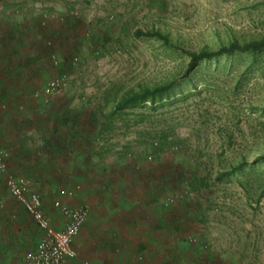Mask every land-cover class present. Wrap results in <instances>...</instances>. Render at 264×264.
<instances>
[{
	"label": "rangeland",
	"instance_id": "1",
	"mask_svg": "<svg viewBox=\"0 0 264 264\" xmlns=\"http://www.w3.org/2000/svg\"><path fill=\"white\" fill-rule=\"evenodd\" d=\"M36 8L45 10L39 18ZM34 33L40 42L27 40ZM261 41L264 0H0V52L10 53L0 69V126L8 128V107L25 113L23 131L67 137L85 159L106 162L109 172L96 176L111 184L116 165L142 163L155 182L152 207L173 238L171 264H264V49L188 70L192 53ZM25 52L26 90L18 70ZM60 76L61 87L43 93ZM170 83V96L154 105L117 106ZM5 161L8 173L28 178L12 171L11 156ZM6 225L5 236L21 237Z\"/></svg>",
	"mask_w": 264,
	"mask_h": 264
},
{
	"label": "crops",
	"instance_id": "2",
	"mask_svg": "<svg viewBox=\"0 0 264 264\" xmlns=\"http://www.w3.org/2000/svg\"><path fill=\"white\" fill-rule=\"evenodd\" d=\"M22 4L19 6H23ZM44 12L45 10L36 8L33 14L39 18ZM29 34L32 35L31 32ZM33 38L40 42V33L28 36L27 40ZM37 53L35 51L34 56ZM9 56L8 52H0V69ZM21 56L18 69L22 72L19 73L20 86L24 90L31 89L33 83L29 79L27 64L30 53L27 55L25 52ZM25 103L28 101L25 100ZM24 114L22 117L14 115L13 108L8 107L3 114L9 120L8 128H5L6 125L0 126L5 136L0 139V147L14 160L16 166L11 167L12 171L29 178L32 192L41 195L44 213L56 228H62L67 220L60 209L54 206L56 200L72 207L84 203L90 206L88 217L73 241L77 256L69 259L66 264H171L169 248L173 238L168 234L167 222L158 221V216L162 213L154 210V204L150 202L157 195L151 198V194L155 193V182L147 175V168L140 162L130 165L120 163L115 166L120 178H117L119 180L115 184H111L107 179L96 176L109 172L106 170V162L85 159L83 150L76 149L73 142L67 137L65 139V136L62 140L60 134L61 137H50L48 133L36 128L23 131L20 122L24 119ZM33 115L39 116V113ZM58 143L64 145L59 147ZM51 151H57V156L49 158V153L53 154ZM44 153L46 157L43 158L40 154ZM65 153H69L70 157L75 155V160L73 157L70 161L63 160L61 155ZM142 179L145 180L143 184ZM5 188L9 198L8 204L1 211L3 218H0V264H25L24 255L17 250L28 244H31L29 250L33 249L40 231L24 206L8 192L6 184ZM61 188H66V194L59 192ZM112 188H116L115 191ZM1 204L0 208L4 205L3 201ZM24 222H28V225L30 223V228L26 224L25 227L22 224ZM7 223L17 225L20 229L18 231L22 233L20 238L5 236L6 229L10 227Z\"/></svg>",
	"mask_w": 264,
	"mask_h": 264
},
{
	"label": "built area",
	"instance_id": "3",
	"mask_svg": "<svg viewBox=\"0 0 264 264\" xmlns=\"http://www.w3.org/2000/svg\"><path fill=\"white\" fill-rule=\"evenodd\" d=\"M62 84L63 76L55 77L47 83L43 93L50 94L60 88ZM7 156V151L0 147V170L5 172L7 171L5 161ZM5 184L8 192L32 216L40 231L36 246L28 250L24 255L25 264H66L69 259L75 258L77 250L73 245V241L88 217L90 206L84 203L72 207L62 203L60 200H56L54 206L59 208L67 218L64 226L59 229L51 224L44 213V203L41 195L30 192L31 182L28 178L8 173L7 171ZM59 192L66 194L67 190L66 188H61Z\"/></svg>",
	"mask_w": 264,
	"mask_h": 264
},
{
	"label": "trees",
	"instance_id": "4",
	"mask_svg": "<svg viewBox=\"0 0 264 264\" xmlns=\"http://www.w3.org/2000/svg\"><path fill=\"white\" fill-rule=\"evenodd\" d=\"M160 38H162L163 40H165L167 44H169V41L166 36L160 35ZM263 49H264V42L261 41V42L248 44L245 46L234 43L228 47H222L212 52L202 51L200 53H192L188 70L192 69L193 67H196L198 63L202 60H215L218 59L219 56L225 54L228 55L234 53L235 51L248 52V51H260ZM172 87H173V83H170L164 86H157L152 89H144L141 92L134 93L133 95H131V97L123 100L117 106L118 108H125L129 104L135 105L137 103H144V102H149L152 105H154L156 104V102L168 98L170 96L169 90L172 89ZM259 159H262L264 161V156H261ZM202 264H217V263L210 261L208 263L206 262Z\"/></svg>",
	"mask_w": 264,
	"mask_h": 264
}]
</instances>
